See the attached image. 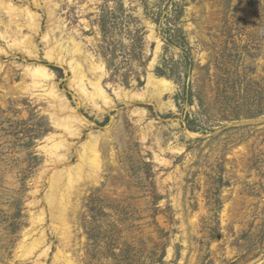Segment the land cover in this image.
I'll return each mask as SVG.
<instances>
[{"label":"rangeland","instance_id":"1","mask_svg":"<svg viewBox=\"0 0 264 264\" xmlns=\"http://www.w3.org/2000/svg\"><path fill=\"white\" fill-rule=\"evenodd\" d=\"M37 1H12L40 15L37 52L0 37V264H264V0ZM45 32L103 63L109 102L78 92L68 59L46 58ZM38 63L76 134L31 85ZM91 136L99 170L80 174L62 225L63 187L53 203L46 193ZM39 229L44 243L24 254Z\"/></svg>","mask_w":264,"mask_h":264},{"label":"bare ground","instance_id":"2","mask_svg":"<svg viewBox=\"0 0 264 264\" xmlns=\"http://www.w3.org/2000/svg\"><path fill=\"white\" fill-rule=\"evenodd\" d=\"M12 1L13 0H0V14L4 13L9 17L8 21H6V22L2 20L3 18L2 19L0 18V37L2 39H8V38L10 39V43H8L9 47L18 46V48L23 49L25 52L31 54V53L36 51V46H35L36 44L34 45V43L32 42L31 34H37V32L39 30L38 18L40 15H38L35 11L31 10L28 2L26 5L18 6V5H15ZM32 1L35 4H38L37 0H32ZM43 1H45V0H43ZM47 1L50 2L48 4L52 3L53 5H56V3L53 2V0H46L45 2H47ZM12 24L15 25V30H12V28H11ZM23 28H26L30 34H24ZM48 28H50V27H48ZM17 33H19V34H17ZM42 39L47 44V47H46L47 49L44 51V53H45L46 58H48V60H50V61L55 60L60 64V63H63V61H65L66 59H68L67 63L69 64L70 69L72 70L71 71L72 77H73L72 81H73V83H75L78 92H80L85 98L90 100L94 105L97 104L96 103L97 99H101L103 102H106V103L109 102V99H108L109 95L107 96V94L105 93V90L103 89V87L101 86V83H100V81L104 75V65L102 62H94L91 59L88 60V59H86L87 58L86 56L85 57L82 56L83 58H81L80 57L81 49H80L79 43L75 42L72 39H71L72 41L70 40L72 42L71 47H67V46L62 47L61 42H58L57 39H53V37L49 36L48 32H45L42 34ZM5 45H6V43H5ZM45 67L46 66H43L40 63L28 67V69H27L28 72L27 71L26 72L29 73V76L31 77V80H32L31 85L33 87H37V86L43 87L44 94L47 96L48 99L51 100L52 107L54 109L53 112L55 114V118L52 120L56 119L55 120L56 123L58 125H60L61 127L65 128V131H67V132L74 131L73 134H76L77 131L70 129L72 127V124H73L72 110L70 109V107L68 108L67 104L63 101V99L59 97L57 90H56L58 88H55V85H52L50 83L49 84L46 83L48 80L51 79V74L48 72V70ZM89 74L91 75L90 77H89ZM25 85H27V84H25ZM31 85H29V86H31ZM146 85L153 86V88H155V90H157V92H159V94L165 90L170 89V87H171V83L166 78L155 77L152 74L148 75ZM89 88H90V90H89ZM135 95L137 96V94H134V96ZM39 96H41V95H39ZM117 98H118V96H117ZM140 98L143 99L142 96ZM120 99H121V97H120ZM74 124H76V123H74ZM50 143H51V141H50ZM52 143L53 144L50 147V149H51L50 152H51L52 156L53 155L55 156L54 158L57 160V162L64 160L66 158V152H65V150H66L65 146L66 145L64 144V139L60 138L59 140H54V142H52ZM97 145H98L97 144V137L91 136L90 138H88L87 142H85L82 145L83 151L79 155V163L74 168V171L70 172L68 174L67 181L63 182V184H62L61 180L56 179L50 183V189H49L50 191L48 193H46V197H47V201L51 202V203H53L52 199L54 198V193H55L53 191L55 190V188L58 187V183L60 185H62V187H63V191L60 194V199H59V204H58V206H59V209H58L59 216L58 217H59L62 225L66 224L65 210L67 208V204L69 201L68 198L70 196V192H71L72 188L74 187V183L77 182V180L80 178V174L83 171H85V169L87 170L88 174H92V175L97 173V171L99 170V164H100L99 157L100 156H99V151H98L99 149L97 148ZM50 165H51V163H50ZM77 186H79V184H77ZM55 202H56V200H55ZM70 204H72V203H70ZM29 215H31V214H29ZM37 216H38V214H37ZM38 217H39L38 218L39 222L43 221V219H44L43 213L39 214ZM61 227H64V226H61ZM38 228H40V227H38ZM33 229H34V227H33ZM64 230L62 232L63 234L65 233ZM39 231L40 232H39V235H37V237H34L32 239L30 238L31 240L29 239L30 242H28V244H26L27 248H26V253L23 252L24 254H32L35 250L39 249V246H41L44 243L45 232H44V230H40V229H39ZM26 234H28V233H26ZM48 249H49L48 247L43 248L41 250V252L38 254V256L46 253ZM66 264H69V262H67Z\"/></svg>","mask_w":264,"mask_h":264}]
</instances>
